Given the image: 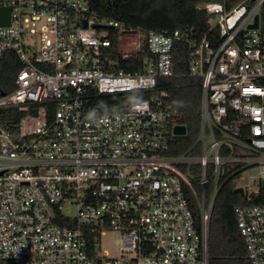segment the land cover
<instances>
[{
    "label": "built area",
    "instance_id": "obj_1",
    "mask_svg": "<svg viewBox=\"0 0 264 264\" xmlns=\"http://www.w3.org/2000/svg\"><path fill=\"white\" fill-rule=\"evenodd\" d=\"M263 5H199L211 18L188 42L201 84L198 152L173 155L186 124L163 80L175 74L178 30L129 29L91 16L90 0H0L10 8L0 77L3 62L21 63L0 78V264H210L209 220L224 181L247 174L236 188L248 202L264 188ZM145 43L135 71L118 68ZM235 210L248 262L264 264V203ZM108 233L115 254L102 249Z\"/></svg>",
    "mask_w": 264,
    "mask_h": 264
},
{
    "label": "trees",
    "instance_id": "obj_2",
    "mask_svg": "<svg viewBox=\"0 0 264 264\" xmlns=\"http://www.w3.org/2000/svg\"><path fill=\"white\" fill-rule=\"evenodd\" d=\"M241 0H90L89 14L98 18H111L123 23L129 29L140 28L144 34L150 31L173 34L180 32L175 43L173 77L163 80L170 92V103L184 115L186 133L176 136L170 153L192 155L198 152L197 138L201 125V84L189 72V41H199L210 26L207 10L199 8L207 2H222L227 8ZM261 29L264 31V5L261 11ZM115 41L117 30L110 29ZM115 52V51H114ZM149 54L147 43L141 56L121 60L118 68L135 71ZM115 55V54H114ZM21 66L18 61L3 62L1 80H11ZM120 99H137L131 94L120 95ZM223 179H226L223 178ZM234 178L227 179L213 204L208 226V251L210 264H250L244 240L237 224L238 205L264 203V188L251 202L236 192ZM210 188H208V193ZM190 205L198 224L201 225V206L191 197Z\"/></svg>",
    "mask_w": 264,
    "mask_h": 264
},
{
    "label": "rangeland",
    "instance_id": "obj_3",
    "mask_svg": "<svg viewBox=\"0 0 264 264\" xmlns=\"http://www.w3.org/2000/svg\"><path fill=\"white\" fill-rule=\"evenodd\" d=\"M212 21H214V19H212ZM246 178H247V174L243 175V178L241 177H235V182L237 183V186L239 185H244L246 184ZM67 212L73 214V209L71 208H67L66 209ZM118 243V237L117 236H113L112 234H106L103 236L102 239V249L103 250H108L109 252H111L112 254H115L116 252V244Z\"/></svg>",
    "mask_w": 264,
    "mask_h": 264
},
{
    "label": "water",
    "instance_id": "obj_4",
    "mask_svg": "<svg viewBox=\"0 0 264 264\" xmlns=\"http://www.w3.org/2000/svg\"><path fill=\"white\" fill-rule=\"evenodd\" d=\"M9 16H10V8L3 7L0 8V24H8L9 23ZM260 26V15H256L255 22L250 25V27L258 28ZM97 27H106L105 25L97 24ZM176 133L183 134L185 133V128L183 126H178L176 129ZM236 192H240L244 194V189L242 187L236 188Z\"/></svg>",
    "mask_w": 264,
    "mask_h": 264
}]
</instances>
